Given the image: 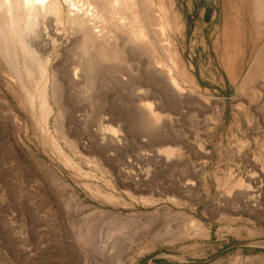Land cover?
I'll return each instance as SVG.
<instances>
[{
	"label": "rangeland",
	"instance_id": "rangeland-1",
	"mask_svg": "<svg viewBox=\"0 0 264 264\" xmlns=\"http://www.w3.org/2000/svg\"><path fill=\"white\" fill-rule=\"evenodd\" d=\"M254 3L229 6L234 44L223 0H150L165 55L153 41L133 65L97 68L79 126L56 108L41 117L34 84L0 54V264H264V14ZM56 32L52 73L82 52L72 31ZM151 70L173 79L181 102L156 78L118 84Z\"/></svg>",
	"mask_w": 264,
	"mask_h": 264
},
{
	"label": "bare ground",
	"instance_id": "bare-ground-1",
	"mask_svg": "<svg viewBox=\"0 0 264 264\" xmlns=\"http://www.w3.org/2000/svg\"><path fill=\"white\" fill-rule=\"evenodd\" d=\"M254 1L253 8L255 7V10L261 8L260 13L264 14V8H262L264 0ZM223 3L224 14L229 18V6L233 5L232 0H223ZM63 4L68 6H66L68 8L66 23ZM234 8L236 12L239 11L237 6ZM156 16L150 6V0H0V54L4 55L3 58L6 57L9 62L16 59V63L22 66L23 73L34 84L41 117L46 118L47 114L49 115L53 108H56L60 114L64 113L68 119L79 126L85 123L81 113L86 114L85 111L88 109V95L95 97L97 68L109 70L105 63L113 61L129 62L133 65L132 62L142 60L141 57L145 56L147 48L153 41L157 52L164 54L166 50L164 51V45L160 44L164 38L157 35V29L161 26V19L157 18L161 15ZM235 22L232 23L233 29L227 27L232 33L231 38L234 44L239 42V28ZM59 29L64 32L72 31L70 43L81 46L82 52L63 63L56 61L55 66L61 64L62 68L58 67L61 69H54L52 73L51 66L55 60L53 50L55 45L63 40L62 34L57 33L58 31L55 33V30ZM229 50L230 48L227 51ZM172 55L175 57L174 54ZM228 62L229 60L227 64ZM228 65L232 67L233 63ZM17 66L19 67L16 65L15 68ZM160 72L151 70L149 73L146 71L136 74L122 73L119 82H116L125 87L134 83L136 79L146 83L148 78H156L173 92L175 101L181 102L182 97L177 96L176 91H173L176 89L173 79H169ZM197 99L199 101V97ZM33 100H31L32 103ZM91 136L96 141H101L100 144L104 142L103 134L97 129L91 130ZM166 153L169 155L171 151L168 150Z\"/></svg>",
	"mask_w": 264,
	"mask_h": 264
}]
</instances>
